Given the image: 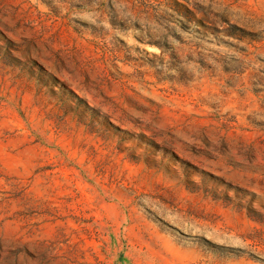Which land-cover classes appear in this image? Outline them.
<instances>
[{
  "label": "rangeland",
  "instance_id": "374dc122",
  "mask_svg": "<svg viewBox=\"0 0 264 264\" xmlns=\"http://www.w3.org/2000/svg\"><path fill=\"white\" fill-rule=\"evenodd\" d=\"M0 264H264V0H0Z\"/></svg>",
  "mask_w": 264,
  "mask_h": 264
}]
</instances>
